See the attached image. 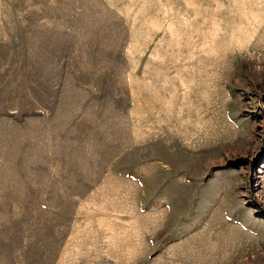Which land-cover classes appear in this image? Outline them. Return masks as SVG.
I'll use <instances>...</instances> for the list:
<instances>
[{
    "label": "rangeland",
    "instance_id": "obj_1",
    "mask_svg": "<svg viewBox=\"0 0 264 264\" xmlns=\"http://www.w3.org/2000/svg\"><path fill=\"white\" fill-rule=\"evenodd\" d=\"M0 264H264V0H0Z\"/></svg>",
    "mask_w": 264,
    "mask_h": 264
}]
</instances>
